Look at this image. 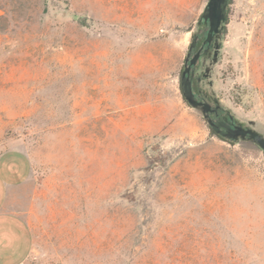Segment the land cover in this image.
<instances>
[{
  "label": "rangeland",
  "instance_id": "rangeland-1",
  "mask_svg": "<svg viewBox=\"0 0 264 264\" xmlns=\"http://www.w3.org/2000/svg\"><path fill=\"white\" fill-rule=\"evenodd\" d=\"M208 0H0V154L33 171L24 264H264V150L181 73ZM196 90L264 135V0H231Z\"/></svg>",
  "mask_w": 264,
  "mask_h": 264
},
{
  "label": "crops",
  "instance_id": "crops-1",
  "mask_svg": "<svg viewBox=\"0 0 264 264\" xmlns=\"http://www.w3.org/2000/svg\"><path fill=\"white\" fill-rule=\"evenodd\" d=\"M33 163L23 150L0 154V264H24L33 253L35 237L22 213Z\"/></svg>",
  "mask_w": 264,
  "mask_h": 264
},
{
  "label": "water",
  "instance_id": "water-1",
  "mask_svg": "<svg viewBox=\"0 0 264 264\" xmlns=\"http://www.w3.org/2000/svg\"><path fill=\"white\" fill-rule=\"evenodd\" d=\"M228 4L229 0H208L201 15V20H204L209 26L205 43H211L214 36L221 33L222 26L228 15ZM193 44L194 43L191 44L190 48H192ZM200 54L201 50L197 51L191 58L187 56L184 69L181 73V87L186 102L190 106L200 109L203 116H207V112L211 109L212 105L209 101L199 100L196 97L193 88V76L191 75L192 66L196 64ZM215 101L218 106L219 100L215 99ZM231 116L234 117L233 114H231ZM208 123L212 130L223 138L232 141H237L239 139L252 140L264 150V135L253 127L245 126L243 122L232 125L221 121L214 122L209 120Z\"/></svg>",
  "mask_w": 264,
  "mask_h": 264
},
{
  "label": "flooded vegetation",
  "instance_id": "flooded-vegetation-1",
  "mask_svg": "<svg viewBox=\"0 0 264 264\" xmlns=\"http://www.w3.org/2000/svg\"><path fill=\"white\" fill-rule=\"evenodd\" d=\"M208 28H209V26H208ZM219 35H215L213 38V41L211 43H205V41H204L200 46L198 45L199 36L198 35L194 36V38L191 42V44L192 43H194V44H193L192 48H190V51H189L187 56H189V58H191L199 50H201V54H200V57L197 60L196 64H194L192 66V69H191V75L193 76V85H194V83H197L201 80V77L198 76L196 73L199 60L205 55L209 56V55L213 54L214 58L217 57V55H218L217 40H218ZM194 92L196 94V97L199 100L209 101L212 105L211 109L207 112V116H204L205 119L207 120V122L209 120H212L214 122L221 121V122L229 123L232 125L241 122L234 115H233L234 117H232L231 116L232 113L229 110L222 107V105L220 104V100L217 97H214L213 95H210V94H203L200 90H196L195 88H194ZM215 99L219 100L218 106H217ZM244 125L247 126L246 124H244Z\"/></svg>",
  "mask_w": 264,
  "mask_h": 264
},
{
  "label": "trees",
  "instance_id": "trees-1",
  "mask_svg": "<svg viewBox=\"0 0 264 264\" xmlns=\"http://www.w3.org/2000/svg\"><path fill=\"white\" fill-rule=\"evenodd\" d=\"M230 3H231V0H229V4H230ZM229 4H228V7H227V13H228V11H229ZM227 19H228V15H227ZM227 19H226V20H227ZM226 20H225V21H226ZM199 25H200L204 30L207 29V31H208V25H207L206 23H204L203 20H200V21H199ZM195 35H198V36H199L198 45L200 46V45L205 41L207 33H206V35L198 34V33H196ZM193 87L196 88L195 83H194ZM213 132H214V131H213ZM214 133H215V132H214ZM215 134H216V133H215ZM218 136H219V135H218ZM219 137H221V136H219ZM221 138L224 139V140H227V141H232V140H229V139H226V138H223V137H221Z\"/></svg>",
  "mask_w": 264,
  "mask_h": 264
}]
</instances>
